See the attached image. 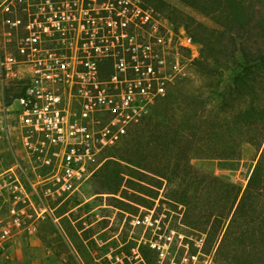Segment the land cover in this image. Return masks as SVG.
Instances as JSON below:
<instances>
[{
    "label": "rangeland",
    "instance_id": "1",
    "mask_svg": "<svg viewBox=\"0 0 264 264\" xmlns=\"http://www.w3.org/2000/svg\"><path fill=\"white\" fill-rule=\"evenodd\" d=\"M47 1L27 0L23 3H27L29 8H35L39 12L44 11L43 7L48 6ZM141 1L143 5L151 6L156 11L155 17L159 20L157 35L166 39L172 37L171 46H166V50H163V62L160 61L165 65L163 72L168 76L173 73L182 76L169 88V93L163 101L160 100V103L155 107L150 106L139 123L130 126L131 133L126 140L132 142L140 132L142 137L147 135L149 138L155 139L161 129L164 130L166 122L163 123L162 114L165 115L171 120L167 127L170 138L167 140L168 142L164 141L158 144L157 153L162 156V159L168 158V156L174 159L179 155L187 160L190 159L191 163L200 170L201 175H199L202 177V182L195 181L199 178L198 176L195 180L192 178L193 182L189 185L185 183L180 187L170 186L166 181L162 183L157 181L162 178L152 173L149 178L138 176V179H132L137 183L136 185L130 181V177L126 174L121 176L123 178L117 179L112 176H104L115 168L113 155H116L115 151L122 146L121 141L117 146L105 150L103 155L105 162L82 184L80 191L63 203L52 204L54 208L52 215L39 222L37 233L21 232L3 245L0 244V264L31 263L32 259L29 257L28 248L32 245V237H39L41 241L52 248V256L59 260L67 259L69 264H109L118 259L117 255L128 264L246 263L247 255L241 252L243 237L235 240L230 238L224 243L225 233L231 219V214L229 215L231 203L224 194L223 182L231 181L245 187L262 149L247 141L248 131L242 110L248 107L249 99L237 102L236 110L234 108L223 110L222 108L224 92L232 84V64L217 68L214 64L215 60L210 58L208 50L205 53L202 51L208 34L214 35V40L218 36L224 41V44L231 45L229 33H225L226 30L221 29L227 26H236L234 25L235 21L228 20L224 15L206 13L212 5H220V0H206L195 3V5H190L183 0ZM251 2L253 9L247 11L250 17L243 19L245 26L243 28H247L249 31L237 30L235 32L238 43L236 51L238 61L243 58L241 52L243 47H249V50L253 51L261 46L262 30L251 29L260 28V24L264 23V0H251ZM16 3L15 0L13 3L8 1L5 4L3 0H0V37L4 44L6 43L7 48L12 50L15 49V45H12L15 42L14 37L20 35L8 31V25L10 27L13 25L5 20L7 17L4 16V12H6L5 5L8 4L12 9H18L19 4L14 6ZM168 5L170 9L174 8V11H168ZM39 20L37 35L40 41L41 36H49L51 30H45V25L41 26ZM218 29L222 31V37H220ZM182 30L192 34L195 38L198 45L197 55L179 46L178 37ZM76 32L77 35H80L83 28H77ZM31 36L36 37V34ZM135 36H139L135 49L140 48V53H143L145 46L142 38L154 42V37L149 33ZM33 42L34 40L31 41V43ZM21 43L23 46H29L23 39H21ZM100 43L105 45L109 42L102 41ZM38 45L37 50L43 51L41 47L44 44ZM151 45H153L154 51V43ZM84 46L88 51L91 49V44H74L73 51L79 55L85 54L81 48ZM114 46L113 44L109 45L110 53L115 50ZM231 47L233 48V46ZM34 50L36 49L30 48V52ZM101 53H103L102 50ZM124 53L128 56L129 50L126 44ZM206 58L209 59V64L213 68L210 70L213 73H207L198 68L199 64L207 65L206 61H202ZM199 60L202 63L198 62ZM83 61L90 60L86 57H76L72 60L76 65H81ZM37 64L39 68L50 66L47 60H38ZM117 66L119 67L113 57L99 58L97 67L100 79L111 81V76L119 69ZM128 67L130 70L131 66ZM35 68L34 62H23L16 66L15 70L20 83H27ZM89 68V70L93 69L92 66ZM93 76V72H88L85 80H90L91 77L93 79ZM41 77H44L43 84L49 80L47 84L53 85L57 76L50 78L44 74ZM11 82L12 80H9V84ZM108 85L109 87L112 85L111 88H113L111 82ZM165 88L167 92L168 86ZM56 92L61 94L63 98L61 102L65 104L67 101L65 89H56ZM188 105L192 108L195 107L192 110L194 116L198 112V115L202 116L204 120L198 122L197 117L196 120L180 124L177 119L173 118L174 112L179 107ZM197 106L202 107L197 108L200 109V112L196 109ZM108 117V114L103 115V120L105 121ZM0 149L3 151V154L0 155V162L3 163L4 168L15 165L18 162V157L22 159V163L27 167L30 175L29 178L23 176V181L36 179V174L44 172V168L38 166L40 162H32L27 158L25 148L21 147L18 141L15 140V149L19 152L18 155L12 153L8 144L1 145ZM33 165L38 168L34 170ZM214 174L222 178V184L212 182ZM179 175L181 176V172ZM28 189L37 198L34 189L32 187ZM11 190L8 186L7 197ZM184 192L190 196L185 198ZM182 197L187 200L185 207L173 199ZM11 205L12 203L8 201L0 204L3 215L9 214ZM183 212H185L184 215ZM239 234L241 233L239 232ZM68 236L75 245L73 253L68 246ZM231 241L235 246H230ZM234 249L236 260L234 256L230 258L229 254ZM255 261L258 264L257 258Z\"/></svg>",
    "mask_w": 264,
    "mask_h": 264
},
{
    "label": "built area",
    "instance_id": "2",
    "mask_svg": "<svg viewBox=\"0 0 264 264\" xmlns=\"http://www.w3.org/2000/svg\"><path fill=\"white\" fill-rule=\"evenodd\" d=\"M47 2L51 4V9L63 11L61 16L42 21L41 26L51 30L49 36L42 35L40 41L38 35L32 37L30 33L16 36L12 43L14 50L8 49L0 37V146L8 144L12 153L18 155L15 140L18 141L25 148L27 158L40 162L38 166L44 168L42 174H36V179L23 181V176L29 178L30 175L21 158L18 157V162L9 168H4L0 162V204L6 201L12 203L7 216L3 215L0 207L2 245L21 232L37 233L39 222L52 215V204L63 203L80 191L82 184L105 162V150L121 143L130 126L139 122L159 95L166 93L167 85L158 75L168 76L163 72L165 65L160 61L164 60L165 47L172 44V37L166 39L157 35L159 20L151 6L143 5L141 0H117V4L102 5L101 8L110 15L109 24L116 23L117 19L114 20L112 15L117 14L124 29L120 39L109 42L104 38H95L93 31L101 26L99 19H86L90 8H84L79 1ZM9 8V4L5 5L6 10ZM43 8L46 10L48 6ZM78 11L82 12L83 19H79ZM96 25H99L98 28ZM76 27H82L83 32L94 27L91 31L93 37L75 42L71 31ZM142 33L154 37V51L152 40L147 38H140L145 45L143 53H140V48L135 49L139 41V36L135 35ZM78 37L76 34L75 38ZM178 38L181 48L198 54V45L192 34L182 30ZM21 39L29 46L21 45ZM102 41L109 43L104 46L100 43ZM40 43L44 44L41 47L43 51L37 50ZM74 44H91L90 52L84 46L81 48L85 54L79 55L73 51ZM110 44L115 45L111 53ZM125 44L128 56L124 53ZM30 48L36 50L30 52ZM150 52L162 53L158 67L134 65L135 58H142ZM76 57H86L90 61L76 65L72 62ZM103 57H113L119 65L109 81L113 88L99 77L97 64ZM38 60H47L50 66L39 68ZM23 62H34L36 68L27 83L23 84V93L15 95L9 90L21 85L15 67ZM89 66L93 69L89 70ZM88 72L94 73L93 79L85 80ZM44 74L50 78L57 76L53 85L47 84L49 80L43 84L44 77L41 76ZM9 80H12L11 84ZM61 88L65 89V104L61 102V94L56 92ZM105 114L109 117L104 121ZM2 152L0 149V155ZM38 166L33 165L32 168L36 170ZM8 186L12 190L7 197ZM29 187L34 189L37 198L30 193ZM117 258L109 264H128L118 255Z\"/></svg>",
    "mask_w": 264,
    "mask_h": 264
},
{
    "label": "trees",
    "instance_id": "3",
    "mask_svg": "<svg viewBox=\"0 0 264 264\" xmlns=\"http://www.w3.org/2000/svg\"><path fill=\"white\" fill-rule=\"evenodd\" d=\"M183 1L190 5H195V3L205 2L206 0ZM219 4L220 5H212L206 13L224 15L228 20L235 21L234 25L236 26H227L221 29L224 31L226 30L225 33H229L231 37L229 43L231 45L227 43L224 44V41L218 36L214 40V35L208 34L202 51L205 53V51L208 50V54L211 59L214 58V64L217 68L232 64V84H230L226 88V92H224L225 96L224 102H222V108L223 110H226L227 108L230 110L234 108V110H236L237 102H241L242 100L247 101L249 99L247 101L248 107H245V109L242 110L243 115H245V126L248 131L247 141L257 145L262 151L245 187L231 181L225 183L222 178L216 174L212 176V182L215 184H222L223 182L225 187L224 194L231 203L229 211L231 219L225 233L224 243L227 240L229 241L230 238L235 240L243 237L244 239H241V242L243 243V250L241 249V252L247 255L245 264H256V258L258 264H264V23L260 24V28L254 27L251 29L262 30L261 46L253 51H250L249 47H243L241 49L243 58L238 61L236 58L238 43L235 32L237 30H242L244 32L249 31V29L247 31V28H243L245 27L243 19L250 17L247 11H252L253 5L251 0H220ZM167 10L174 11V8L170 9L168 5ZM219 32L220 37H222V31L219 30ZM202 41H204V39H202ZM231 46H233V48ZM161 56L162 53H146L142 58H135L133 60L134 65H144L145 67L148 65H155V67H158V62L162 59ZM203 60L206 61L207 65L199 64L198 68L207 73H213L212 70H210L212 67L209 64V59L206 58L202 59V61ZM198 62L202 63L200 60ZM158 76L163 79L168 86V89L165 95H159L156 98L154 103L151 104L152 107L157 106L160 103V100L163 101L165 99L169 93V88L172 87L182 75L173 73L171 76L167 77L164 75ZM154 79L155 78H152L151 80ZM12 88L13 89L9 90V92H12L15 95L22 94L24 91L23 83ZM194 108L189 105L179 107L174 112L175 114L173 115V118L177 119L180 124L184 122L186 123L189 120H196L197 117L198 122L204 120L202 116L198 115V112L195 116L193 115L192 110H194ZM197 108L202 107L197 106L196 109ZM197 110L199 111L200 109ZM162 116L163 123L166 122V124L165 126L163 124L164 130H159L160 134L156 136L155 139H151L147 135L142 137L140 132L139 135L134 137L132 142H127L126 138L128 139V136L131 133V130L129 131L128 135L122 141V146L115 151L116 155H113L115 158V161H113L115 163V168L110 170L109 173L104 174V176H112L117 179L126 174L130 177V181H133L132 179H138V176L149 178L151 176L150 174L153 173V175L155 174L162 178L157 179V181L159 180L161 183L166 181L170 186L176 187H180L185 183L186 185H189L193 182L192 178L195 180L198 176L199 178L195 181L197 183L202 182L200 170L191 163L190 159L187 160V158H182L180 155L174 159L169 156L168 158L166 157L162 159V156L157 153L156 148L159 147L158 144L164 141L168 142L167 140L170 138V132L167 127L171 120L163 114ZM138 123L139 122L135 124ZM179 172H181V176L179 175ZM133 183L137 185L135 181H133ZM183 196L188 198L190 194L184 192ZM173 199L176 203L184 205V207L187 206V200H185L184 197ZM168 200L170 199L168 198ZM184 214L185 212H183V215ZM239 232L241 234H239ZM230 243V246L233 247L234 243L232 241ZM229 254L230 258L231 256H234L235 259V249Z\"/></svg>",
    "mask_w": 264,
    "mask_h": 264
},
{
    "label": "flooded vegetation",
    "instance_id": "4",
    "mask_svg": "<svg viewBox=\"0 0 264 264\" xmlns=\"http://www.w3.org/2000/svg\"><path fill=\"white\" fill-rule=\"evenodd\" d=\"M8 1L10 3H13L15 0H3L5 4ZM16 1L17 3L14 6H17L19 4L18 9L14 10L10 7L8 10L5 9L6 12H4V16L7 17V19L5 20H8V22H10L13 25V27H10V25H8V31L10 32L13 31L14 33L19 34L20 36L22 35L26 36L29 33L30 35L36 34V37H37V33L39 32L37 29L39 19H40L39 20L40 24L42 25V21L44 20V18L48 19L49 17L61 16L60 14H62L63 12V11H60V9H57V10L51 9L50 3H53V1L56 3L62 2V1L64 3L69 2V0H48L50 1L49 3L50 5H48V9L38 12L35 8L33 9L29 8L27 3H23V2H26L27 0H16ZM34 1L36 2V0ZM70 1L73 3L79 1L80 3L84 5V8L87 7L91 9V11L88 13V16H86V19H89L91 21H93L94 19L98 21L99 19L98 23L100 24L101 28L95 29L94 31L96 33L95 34L96 39L104 38L110 42L111 39L115 40V38L116 39L121 38V33H122V30L124 29L121 28L119 17H117V14H113L112 18L114 20L117 19V21L116 23L113 22L112 24H109L110 15L101 8L102 5L106 3L114 2L115 4H117V0H70ZM94 7H95V10L93 11L92 9ZM96 9H99V10L97 11ZM64 15H66V12L64 13ZM78 16H79V19L84 18L81 11H78ZM23 17H25V19H23ZM96 26L98 28L99 25H96ZM93 28L94 27H91V30L80 33L78 38H75L77 34L76 32L77 27L72 29L71 34H73V38L75 42L89 40L94 35V33L91 32ZM33 39L36 40L37 38H33Z\"/></svg>",
    "mask_w": 264,
    "mask_h": 264
},
{
    "label": "crops",
    "instance_id": "5",
    "mask_svg": "<svg viewBox=\"0 0 264 264\" xmlns=\"http://www.w3.org/2000/svg\"><path fill=\"white\" fill-rule=\"evenodd\" d=\"M70 238V236H68ZM68 238V246L70 251L73 253L74 251V243L72 239ZM86 242V241H85ZM29 257H31L33 264H69L67 263V259L59 260L56 257L52 256L53 251L52 248L45 244L39 237H32V245L28 248ZM27 251V249H26ZM81 264V263H80Z\"/></svg>",
    "mask_w": 264,
    "mask_h": 264
}]
</instances>
